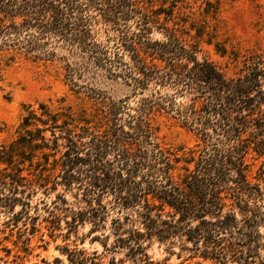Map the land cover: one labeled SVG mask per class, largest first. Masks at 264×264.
<instances>
[{
    "label": "trees",
    "instance_id": "16d2710c",
    "mask_svg": "<svg viewBox=\"0 0 264 264\" xmlns=\"http://www.w3.org/2000/svg\"><path fill=\"white\" fill-rule=\"evenodd\" d=\"M200 1L196 18L184 13L185 0H0V49L53 57L60 47L72 85L91 72L130 89L102 100L91 118L69 105L24 104L15 136L0 144L1 211L32 220L36 188L60 185L43 201L50 227L64 220L76 232L88 223L91 240L123 250L130 264H154L153 240L209 264H264V185L251 181L247 161L263 159L264 182V48L228 49L209 29L216 5ZM187 22L192 42L182 36ZM200 42L227 55L232 73L198 57ZM156 113L194 131L196 143L162 144ZM64 249L70 264L102 263V252Z\"/></svg>",
    "mask_w": 264,
    "mask_h": 264
},
{
    "label": "rangeland",
    "instance_id": "374dc122",
    "mask_svg": "<svg viewBox=\"0 0 264 264\" xmlns=\"http://www.w3.org/2000/svg\"><path fill=\"white\" fill-rule=\"evenodd\" d=\"M210 1L216 5L217 15L215 20H211L209 29H217L219 40L228 49L234 48L243 54L252 49L264 48V0ZM183 5L184 13L193 12L196 18L204 15L202 9L205 3L200 0H185ZM184 28L188 33L184 32L182 36L192 42L194 29L189 28V22L184 24ZM151 38L162 39L163 35L154 31ZM54 53L53 57H34L16 52L11 47L0 49V144L15 136L24 104L43 101L54 107L59 104L69 105L74 111L83 109L91 118L99 113L103 102L108 101L107 98L117 100L129 94L130 89L121 80L110 79L99 73L87 72L77 79V85H72L65 77L64 61L60 59L65 55V50L55 47ZM202 56L212 59L225 73H232L233 63L227 55L221 56L213 45L200 42L198 57ZM82 84L90 85L104 97L101 99L82 87ZM153 124L156 126L158 140L164 145L188 148L196 143L194 131L165 113H156ZM262 160L256 159L252 154L247 157L250 163L249 178L264 185L258 175ZM63 191L60 185L57 189L48 191L37 187L30 200V214L36 216L32 220H11V214L1 211L0 207V264H45V261L49 264H70L64 248L72 249L75 246L87 253L95 250L102 252L101 264H109L113 257L124 259L123 250L106 251L98 240H91L94 234L89 236L88 223L79 226L76 232H68L64 220L61 221L60 228L50 227V223L46 221L48 212L44 210L43 201L50 203L56 193ZM66 198L71 205H75L70 193H66ZM20 209L21 205L16 204L14 212ZM33 222L35 228L32 227ZM146 252L154 264H209L208 260L200 257L189 258V252L181 251L178 245L169 246L156 240L152 241ZM121 263L123 262L119 264ZM124 264L130 263L124 259Z\"/></svg>",
    "mask_w": 264,
    "mask_h": 264
}]
</instances>
